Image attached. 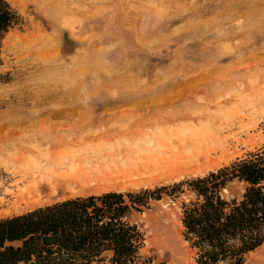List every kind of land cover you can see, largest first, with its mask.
I'll use <instances>...</instances> for the list:
<instances>
[{
  "label": "rangeland",
  "instance_id": "374dc122",
  "mask_svg": "<svg viewBox=\"0 0 264 264\" xmlns=\"http://www.w3.org/2000/svg\"><path fill=\"white\" fill-rule=\"evenodd\" d=\"M7 1L0 218L201 176L264 145V0ZM55 166L64 177L30 186ZM129 218L154 263L194 264L174 203ZM241 264H264V243Z\"/></svg>",
  "mask_w": 264,
  "mask_h": 264
},
{
  "label": "trees",
  "instance_id": "16d2710c",
  "mask_svg": "<svg viewBox=\"0 0 264 264\" xmlns=\"http://www.w3.org/2000/svg\"><path fill=\"white\" fill-rule=\"evenodd\" d=\"M17 12L0 0V46ZM166 198L194 264H241L264 243V145L206 172L137 191L65 198L0 218V264H164L129 216Z\"/></svg>",
  "mask_w": 264,
  "mask_h": 264
},
{
  "label": "bare ground",
  "instance_id": "6f19581e",
  "mask_svg": "<svg viewBox=\"0 0 264 264\" xmlns=\"http://www.w3.org/2000/svg\"><path fill=\"white\" fill-rule=\"evenodd\" d=\"M28 43H30L32 41L31 37L27 39ZM217 151L216 147H214V152ZM210 154V152H209ZM207 156V155H206ZM61 166V165H60ZM60 166H55L56 168H54V172L53 174L48 173V172H44L43 168H41L39 171H37V177H30V179L32 180L29 184L34 185L36 184V188H40L41 186H48L49 184L51 185L52 183L54 184L57 180L58 177H61V175L63 176V174H61V168ZM69 172V171H67ZM32 175V174H31ZM34 176V174L32 175ZM64 177V176H63ZM49 179V181H47ZM49 185V186H50Z\"/></svg>",
  "mask_w": 264,
  "mask_h": 264
},
{
  "label": "water",
  "instance_id": "95a60500",
  "mask_svg": "<svg viewBox=\"0 0 264 264\" xmlns=\"http://www.w3.org/2000/svg\"><path fill=\"white\" fill-rule=\"evenodd\" d=\"M65 36H66V34H65ZM65 39H66V37H65Z\"/></svg>",
  "mask_w": 264,
  "mask_h": 264
}]
</instances>
